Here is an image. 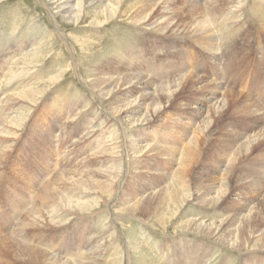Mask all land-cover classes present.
Wrapping results in <instances>:
<instances>
[{
  "label": "rangeland",
  "instance_id": "rangeland-1",
  "mask_svg": "<svg viewBox=\"0 0 264 264\" xmlns=\"http://www.w3.org/2000/svg\"><path fill=\"white\" fill-rule=\"evenodd\" d=\"M49 1L0 0V119L6 118L0 120V243L15 235L65 264H254V257L264 261V251L228 247L229 240L220 238L221 231L213 239L186 228L189 221L197 220L214 227L219 224L226 232L234 221L232 229L247 238L244 245L261 244L254 236L264 232V0H172L178 6L189 2L205 7L210 23L217 21L216 25L230 12L228 16H240L235 24L223 21L224 26L214 30L216 41L208 44L211 51L188 35L166 31L169 37L165 38L154 33L152 26L131 24L128 17L103 29L94 28L90 25L93 12H102V4L95 10L87 8L92 14L75 24L52 10ZM161 2L124 0L123 11L158 5L156 20L162 15ZM239 3L245 5L243 9L232 13L231 7ZM169 20L175 30L188 22L175 16ZM78 41L93 48L84 49ZM118 72L121 76L141 74L155 86L189 73L200 75L250 99L259 115L249 119L231 110L220 115L213 110L198 117L193 100L200 95L189 93L188 88L170 100L163 95L145 100L141 91L127 93L125 82L113 79L111 84L123 89L115 94L121 97L118 104L114 96L105 97L91 85L97 77ZM122 104L136 111L132 116L138 121L136 126L112 111ZM13 116L22 118L21 127L8 122ZM183 148L193 152L188 171L183 169ZM174 150L180 154L175 156ZM180 177L187 178V190L181 192L192 197L182 209L180 204L162 203ZM36 205L43 220L26 231L21 223ZM70 205L76 216L67 224L59 222L61 217L52 220L50 210L55 214ZM136 241L143 248L137 255L131 245ZM12 257L0 255V264H43Z\"/></svg>",
  "mask_w": 264,
  "mask_h": 264
},
{
  "label": "bare ground",
  "instance_id": "bare-ground-1",
  "mask_svg": "<svg viewBox=\"0 0 264 264\" xmlns=\"http://www.w3.org/2000/svg\"><path fill=\"white\" fill-rule=\"evenodd\" d=\"M51 1V7H53L52 10H57V14L58 13H61L63 14L62 17L64 18V20H71L73 23L75 24H78L81 20L84 21L85 18H87L89 15H91L92 13H90L88 9H93L94 10L97 8H99V5H103V11L102 12H96L94 13L93 12V19L91 20L90 22V25L94 28H101L103 29L104 27L106 28L107 25L113 23V22H116L118 21V19H123L124 17H128V21L131 22V24H135L137 25L138 27H141V26H152V31L154 33H161V36L162 37H165L168 36L169 37V34L165 33L166 31L172 32L171 35H174V33L176 34H181V35H188L187 37L189 38H193L195 41V43H198V44H206L207 47H206V50L208 51H211L212 49H209V45H214V42L216 41V39L214 38L215 36V33L216 31H214L216 28H222V26H224V22L223 21H226V22H233L235 24V19H238L240 20V16L237 17L238 15H234V16H228L229 14H226V15H223V19H220L222 20L221 22L222 23H218L217 24V21H215L216 23H210L209 21V13H208V10L203 7V6H200L199 4L197 3H189V2H184L181 5H177L176 2L172 1V0H168V1H165V0H162V7L160 6L161 10H162V15L160 16V18L156 19L155 20V11L157 10V6L158 5H155L154 7H150V8H147L145 9L144 11L143 10H140V7H133L131 8L128 13L126 11H123V6H124V0H50ZM49 1V2H50ZM72 1H74L73 3H71ZM220 1V0H219ZM232 2V0H230ZM240 1V0H239ZM66 2V3H65ZM134 2V1H133ZM142 2V1H141ZM146 2V1H145ZM230 2V3H231ZM245 2V1H244ZM259 2V1H257ZM140 3V2H139ZM160 3V4H161ZM217 3V2H216ZM235 4V3H234ZM258 4V3H257ZM133 5V4H132ZM139 5V4H137ZM186 5V6H184ZM244 5V4H243ZM241 5L240 6V3L238 5H233L231 7L234 8V10L232 11V13L234 12L235 14V11L236 10H240V8L243 6ZM142 6V4H141ZM245 6V5H244ZM225 7V6H224ZM257 7V6H256ZM259 7V6H258ZM261 7V6H260ZM125 8V7H124ZM255 8V6H254ZM211 9V7H210ZM209 9V10H210ZM213 9L215 10H219V8L217 6H214L213 5ZM243 9V7H242ZM207 10V11H206ZM214 10V11H215ZM260 10V9H259ZM101 11V10H100ZM220 12V11H219ZM238 12V11H237ZM254 12V11H253ZM252 12V13H253ZM55 13V14H56ZM77 13V14H76ZM90 13V14H89ZM256 13V12H255ZM258 13V11H257ZM237 14V13H236ZM259 14V13H258ZM262 11H261V15H262ZM219 15V14H218ZM260 15V14H259ZM178 18V19H182L184 21H188L187 22V25L186 27H184L182 30H180L179 28L177 30L174 29V23L172 21L169 20V18ZM214 16V15H213ZM256 16V15H255ZM218 17V16H217ZM219 19V20H220ZM263 19V18H262ZM237 20V21H238ZM244 20V19H243ZM246 20V19H245ZM244 20V21H245ZM262 21V20H261ZM264 21V19H263ZM262 21V22H263ZM67 22V21H66ZM242 22V21H241ZM81 23V22H80ZM257 23V21H256ZM227 24V23H226ZM238 24V23H237ZM246 24V23H245ZM258 24V23H257ZM260 24V23H259ZM216 25V26H215ZM230 25V23H229ZM249 25V24H248ZM255 25V23H254ZM232 26V25H231ZM235 26V25H234ZM241 26V25H240ZM244 26V25H243ZM257 26V25H256ZM249 27V26H248ZM259 27V26H257ZM233 28V27H232ZM260 28V27H259ZM261 31L264 33V25L261 24ZM244 29V28H243ZM219 31V30H218ZM217 31V32H218ZM231 31V30H230ZM233 31V30H232ZM220 32V31H219ZM218 32V33H219ZM238 32V31H237ZM242 32H240L241 34ZM257 32H255L254 34H256ZM262 33V34H263ZM239 34V35H240ZM252 34V33H251ZM259 34V33H258ZM257 34V36H258ZM237 35V34H236ZM226 36V35H225ZM254 36V35H253ZM257 36H254V38H256ZM260 36V35H259ZM263 36V35H262ZM227 37V36H226ZM166 38V37H165ZM260 38V37H259ZM226 39V38H225ZM235 39V38H234ZM243 39V38H241ZM245 39V38H244ZM230 40V39H229ZM248 40V39H247ZM251 40V39H250ZM249 40V41H250ZM233 41H236V40H233ZM78 44L81 45L82 48L84 49H91L93 48V44H89V43H86L85 41H78ZM209 44V45H208ZM230 44V42H229ZM234 44V43H233ZM234 46V45H233ZM213 47V46H212ZM217 47V46H216ZM215 47V48H216ZM242 47V46H241ZM214 48V49H215ZM225 49V48H224ZM214 51V50H213ZM193 52V51H192ZM93 54V53H92ZM188 55V54H187ZM213 55V54H212ZM17 56V55H16ZM93 56V55H92ZM101 56V54H100ZM99 56V57H100ZM91 57V56H90ZM191 57V56H190ZM11 59V58H10ZM244 59V58H243ZM32 60V59H31ZM99 60V59H98ZM102 60V59H100ZM214 60V59H213ZM20 61V60H19ZM30 61V60H29ZM208 61V60H207ZM246 61V60H245ZM97 62V61H96ZM101 62V61H99ZM105 62V61H104ZM23 63V62H22ZM25 63H28L27 61ZM24 63V64H25ZM31 63V62H30ZM95 63V62H94ZM88 63H86L87 65ZM91 64V63H90ZM18 65V64H17ZM16 65V66H17ZM31 65V64H30ZM89 65V64H88ZM96 65V64H94ZM104 65V64H102ZM203 65V63H202ZM100 66V65H99ZM97 66L96 69L99 67ZM182 66V65H181ZM95 68V67H94ZM93 68V69H94ZM21 69V68H19ZM24 69V68H23ZM27 69V68H26ZM93 69L91 71H93ZM99 69V68H98ZM98 69L95 70L98 72ZM90 70V69H89ZM100 70V69H99ZM191 70V69H189ZM224 70V69H223ZM87 71V70H85ZM91 71L88 73L90 74ZM107 71V70H106ZM112 71V70H111ZM111 71H108L109 73ZM186 71V70H185ZM9 72V71H8ZM28 72V71H27ZM115 72V71H114ZM129 72V70H128ZM131 72V71H130ZM138 72V71H137ZM10 73H13L11 74L14 77H16V72L14 70V68H12L10 70ZM23 73V71H22ZM87 73V74H88ZM94 73V72H93ZM120 72L118 73H114V75L112 74V76L110 75L108 78H105V77H97L96 80L92 81L91 80V85H93L94 87L97 88V90H99L103 96L105 97H112L114 96V99L116 100V103H120L121 101V97L115 94H117V92H120L122 91L123 89L122 88H119V86H117V84H111V82H113V79L114 80H119V81H123L125 82V86L127 85L128 87H126L125 90H127V93H131V92H134V90H139L142 92L141 94V98L142 99H151V97H165L167 98L168 100H170L171 98L175 97V95H177L178 93H180L183 89L185 88H188V92L190 93L191 92H194V94L196 93L197 95H200L199 97L197 96L196 99L194 98L193 100V104L194 105H197L196 109L193 108L194 112L196 111V115L198 117H200L201 115H203L205 112L207 111H215V113L217 114H221L223 113L224 111H229L231 110L232 112H234V114L236 115H241L242 117H247V118H251V117H255L258 116V106H256L255 103H252V102H249L250 99H242L241 97V93H236L234 92L233 90L231 89H225L224 86H221L220 84H218L217 82H214V81H211L205 77H202L200 75H196V74H193V73H189L188 75L184 76V77H181L180 79H176V80H172V81H169L167 82L166 84H162L161 86H155L152 79L146 77V76H143L141 74H130V75H123L121 76L119 74ZM135 73V72H134ZM225 73V72H224ZM5 74V73H4ZM20 74V73H19ZM24 74V73H23ZM86 74V75H87ZM116 74H118V76L116 77ZM21 75V74H20ZM95 75V74H94ZM105 75V74H104ZM182 75V74H181ZM23 76V75H21ZM13 78H9V82L13 80ZM89 80V79H88ZM57 82V81H56ZM89 83V82H88ZM10 84V83H9ZM54 85V84H53ZM90 85V84H89ZM49 87V86H48ZM119 88V89H118ZM117 89V90H116ZM35 90V89H34ZM96 90V89H94ZM26 91V90H25ZM29 91V90H27ZM40 91V90H39ZM38 91V92H39ZM187 92V91H186ZM220 92V94L218 93ZM24 93V92H23ZM32 93V92H31ZM18 94V93H17ZM192 94V93H191ZM264 94V93H263ZM24 95V94H23ZM34 95V94H33ZM37 95V94H36ZM101 95V94H100ZM26 96V95H25ZM21 97V96H20ZM33 97V96H32ZM18 98V97H17ZM36 98V97H35ZM187 98V97H186ZM244 98V97H243ZM24 101V100H22ZM33 101V100H32ZM31 101V102H32ZM63 102V101H62ZM109 102V101H107ZM203 102V104H202ZM204 102H208L209 105L207 106L206 109L202 108L203 105H204ZM17 103V102H16ZM26 103V101H25ZM105 103V101H104ZM21 104V103H20ZM22 105L23 102H22ZM80 105V104H79ZM109 105V103H108ZM113 105V104H112ZM111 105V107H112ZM116 106V105H115ZM113 106V108L115 107ZM129 105H119V107L117 108H114L112 109V111H114L115 115L117 117L121 116L123 117V119H127L128 118V121L126 122H130V124L132 126H136L137 122L138 121H134L132 116L134 114V109L132 108H129L127 107ZM31 107V106H30ZM140 107V106H139ZM190 108V107H189ZM82 109V108H81ZM139 108L137 107V110ZM207 109H210V110H207ZM79 111V110H78ZM1 113V112H0ZM2 114V113H1ZM70 114V113H69ZM23 115V114H22ZM69 117V116H68ZM70 118V117H69ZM260 119L261 116H259ZM4 120H6V118H3ZM3 119H0V120H3ZM74 119V118H73ZM3 120V121H4ZM22 118L21 117H11V118H8V122H12L14 125L16 124L15 128H19L21 127V125H19L21 122ZM74 121V120H73ZM2 122V121H1ZM7 123V122H6ZM5 123V124H6ZM9 123V124H10ZM11 123V124H12ZM146 123V122H144ZM12 124V125H13ZM92 124V123H91ZM129 125V124H128ZM4 127V125H3ZM6 132H7V129H5ZM16 130V129H15ZM132 130V129H130ZM9 131V130H8ZM92 132V131H91ZM8 134V133H7ZM15 135V134H14ZM17 136V135H16ZM15 136V138H16ZM90 136V134H89ZM249 137V136H247ZM253 137V135H252ZM1 138V137H0ZM9 138V137H8ZM13 138V137H12ZM254 138V137H253ZM257 138V137H255ZM110 139V138H109ZM108 140V138H107ZM130 140V139H129ZM111 141V140H110ZM114 141V140H113ZM243 142V141H242ZM252 142V141H251ZM112 143V142H111ZM190 143H194L192 141L189 142ZM149 144V143H148ZM151 144V143H150ZM188 144V145H189ZM152 145V144H151ZM150 145V146H151ZM102 146V145H101ZM108 146V145H107ZM133 146V145H132ZM160 146V145H159ZM251 146V145H250ZM7 147H9L8 145H4V148L6 149ZM105 147V146H103ZM128 147V146H127ZM135 147V145H134ZM13 148V147H12ZM130 148V146H129ZM133 148V147H132ZM155 149L157 147H154ZM160 148V147H159ZM3 149V148H2ZM4 149V150H5ZM136 149V147L134 148ZM153 149V148H152ZM169 149V148H168ZM167 149V150H168ZM185 148L181 149L180 151L183 152L182 150H184ZM104 150V149H103ZM133 150V149H132ZM140 150V149H139ZM101 151V150H100ZM159 151V150H158ZM173 151V150H172ZM174 151H177V150H174ZM119 152V151H118ZM140 152V151H139ZM143 152V151H142ZM150 152V151H149ZM148 152V153H149ZM165 152V151H164ZM169 152H171L169 150ZM11 153V151H10ZM109 153V152H108ZM192 151H191V148L189 149H185L184 151V154H183V157L182 158H185V162L183 163L184 164V170H187V166L191 164V161L193 160V155H192ZM3 154V153H2ZM136 154V153H135ZM142 154V153H141ZM174 154V153H173ZM180 152L177 151L176 155H179ZM4 155V154H3ZM9 155V154H8ZM99 155V154H98ZM5 157V156H4ZM111 157V156H110ZM137 157H139L137 155ZM3 158V157H2ZM136 158V157H135ZM181 157H179L180 159ZM178 159V158H177ZM6 160V159H5ZM176 161V160H175ZM179 161L183 162L182 159H180ZM231 162V161H230ZM236 162V161H235ZM239 162V161H238ZM106 163V162H105ZM196 163V162H195ZM233 163V162H232ZM4 164V163H3ZM182 164V163H181ZM230 164V163H229ZM114 165V164H113ZM231 165V164H230ZM112 166V165H110ZM182 166V165H181ZM180 166V167H181ZM114 168V167H113ZM226 168V167H225ZM224 168V169H225ZM229 168V167H228ZM104 169V168H103ZM110 169V168H109ZM108 169V171L110 172V170ZM118 169V167H117ZM116 169V170H117ZM112 170H115V169H112ZM115 170V171H116ZM105 171V170H104ZM107 171V170H106ZM188 171V170H187ZM113 172V171H112ZM100 173V172H99ZM104 173V172H103ZM111 173V172H110ZM108 173V174H110ZM116 173H118L116 171ZM183 173L185 174V171H183ZM224 173V172H223ZM67 174V173H66ZM87 174V173H86ZM115 175V173H113ZM178 174V173H177ZM180 174V173H179ZM225 174V173H224ZM228 174V173H227ZM75 175V174H74ZM106 175V174H105ZM104 175V176H105ZM183 175V174H182ZM190 175V174H189ZM226 175V174H225ZM224 175V176H225ZM111 176V174H110ZM113 176V175H112ZM178 176V175H177ZM76 177V176H75ZM119 177V176H118ZM234 177V176H233ZM109 178V177H108ZM116 178V177H115ZM114 178V179H115ZM182 179V180H181ZM187 179V178H186ZM186 179H184L183 177H180V180H178V183L176 184V182H174L176 185L173 187V188H169V191L167 193H165L164 195V199H162V203H165V205L168 204V206H175V204H180L179 207H181V209L184 207V204L186 202H189L191 201L192 197L191 196H187V195H184L181 190L183 189L184 191H186L187 189V185H185L186 183ZM230 179V178H229ZM69 180V179H68ZM73 179L70 180V183H72ZM75 180V179H74ZM80 180V179H79ZM81 180H82V177H81ZM85 180V179H84ZM89 181V179H86ZM240 180V179H239ZM56 181V180H55ZM226 181V179H225ZM67 182V180H66ZM77 182V181H76ZM228 182V180H227ZM57 183V182H56ZM78 183V182H77ZM80 183V181H79ZM83 183V181H82ZM100 183V182H99ZM224 183L221 182V184ZM252 183V182H251ZM86 184V183H84ZM83 184V185H84ZM101 184V183H100ZM103 184V183H102ZM55 185V184H53ZM77 185V184H76ZM225 185L226 187V184H223ZM65 186V185H64ZM63 186V187H64ZM67 186V185H66ZM103 186V185H102ZM247 186V185H246ZM41 187V186H40ZM54 187V186H53ZM77 187V186H76ZM169 187V186H168ZM48 188V187H47ZM73 188V187H72ZM107 188V186H106ZM50 189V188H49ZM56 189V192H57V189L58 187L55 188ZM54 189V190H55ZM63 189V188H62ZM64 189H66V187H64ZM71 189V187H70ZM76 189V188H75ZM113 188H111L112 190ZM224 189V188H223ZM52 190V191H54ZM78 189H76L75 192H77ZM104 190V189H103ZM107 190V189H106ZM105 190V191H106ZM109 191V195L112 197V191ZM51 191V190H50ZM51 191V192H52ZM80 191V190H79ZM64 192V190H63ZM61 192V193H63ZM74 193V191H71ZM227 192V191H226ZM54 193V192H52ZM68 193V192H67ZM83 193V192H82ZM85 193V192H84ZM84 193L82 195H84ZM60 194V193H59ZM86 194V193H85ZM44 195V194H43ZM48 195H50V193H48ZM55 195V194H53ZM52 195V196H53ZM65 195V194H64ZM108 195V194H107ZM219 195V194H218ZM61 196V195H60ZM124 196V195H123ZM162 196V195H161ZM220 196V195H219ZM54 197V196H53ZM52 197V198H53ZM62 197V196H61ZM110 197V198H111ZM160 197V196H159ZM47 196L44 195L42 196V199L43 200H46ZM64 198V197H63ZM63 198L61 200H63ZM109 198V199H110ZM218 198V197H217ZM220 198V197H219ZM224 198V197H223ZM48 199H49V196H48ZM188 199V200H187ZM191 199V200H190ZM31 200V199H30ZM50 200V199H49ZM56 200V199H54ZM29 201V200H28ZM53 201V200H52ZM60 201V200H59ZM65 201V200H63ZM62 201V202H63ZM213 201V200H212ZM219 201V200H218ZM222 201V200H221ZM27 202V201H26ZM57 202V200H56ZM78 202V201H77ZM216 202V201H215ZM220 202V201H219ZM51 204V202H49ZM65 203V202H64ZM67 203V202H66ZM70 204V201L68 202ZM74 203V202H73ZM76 203V202H75ZM83 203V202H82ZM80 203V204H82ZM85 203V202H84ZM160 203V202H158ZM30 204V202H29ZM36 204V203H35ZM78 203H76L77 205ZM209 204V203H208ZM213 204H214V201H213ZM217 204V203H216ZM221 204V203H219ZM68 204H66L67 206ZM73 205V204H72ZM75 205V206H76ZM85 205V204H84ZM177 205V206H178ZM57 206V205H56ZM65 206V204H64ZM93 206H95L93 204ZM92 206V207H93ZM197 206V205H196ZM43 207V206H42ZM69 208H67L66 210H58L55 212V214H53L52 210L49 211V213H51L52 215H50L51 218H53L52 220H54V218L56 217H61V220L59 219V222L61 224H67L66 222H68L70 219H72V217H75L76 216V213H74V208L70 206H68ZM77 207V206H76ZM78 207L80 208V206L78 205ZM132 207V205H131ZM130 207V208H131ZM161 207V206H160ZM219 207V206H218ZM37 205L35 207H32L31 209H29L27 215L25 216L26 217V220L23 221L21 223L22 225V228L24 227V229L26 230V228H29V229H32V227L35 225H37L39 223V221L42 219V215L40 213V209H37ZM129 208V209H130ZM213 208V207H212ZM50 209V208H49ZM58 209V207H57ZM86 209V208H84ZM77 210V209H76ZM79 210V209H78ZM134 209H132V211H134ZM160 210V209H159ZM180 210V209H179ZM80 211V210H79ZM78 211V212H79ZM92 211V208H90V212ZM130 211V210H129ZM158 211V210H157ZM61 212V213H60ZM83 212V211H82ZM87 212V211H86ZM131 212V211H130ZM156 212V210H155ZM45 213V212H44ZM81 213V212H80ZM92 213V212H91ZM160 213V211H159ZM82 214V213H81ZM157 214V213H156ZM49 215V214H48ZM89 215V214H88ZM262 215V214H261ZM260 215V216H261ZM159 216V215H158ZM44 218V217H43ZM163 218H164V215L162 214L159 218H158V222L161 223L163 221ZM258 218V217H257ZM261 218H264L263 216ZM260 218V219H261ZM25 219V218H24ZM244 219V218H243ZM241 219V220H243ZM43 220V219H42ZM252 220L251 218L249 219V221ZM197 221V220H196ZM193 222L192 220L188 222V226L186 228H189L190 231H192L193 233H198L200 234L201 236H205L207 238H210L211 236H213V239L215 237H218L216 235H218V233L220 234L221 232V237L222 239H227L229 240V246L230 248L232 249H236V250H251V251H264V232L263 234H259L258 236H254V239H259L257 240V242H261V244H255L254 246L253 245H250V243H243V241L245 240L246 236H244V238L241 236L240 233H238L237 231V228L236 229H232L233 225H234V221L232 223H230L229 226H227L225 228L226 232H224V228L221 227V225L217 224L216 227H214V225H206L205 223H202V224H198ZM227 221V220H225ZM229 221V220H228ZM253 221V220H252ZM257 221V220H256ZM48 222V221H47ZM57 223L56 222V226H58V224L60 225V223ZM255 222V221H253ZM52 223V222H51ZM43 224V223H42ZM48 224V223H47ZM54 224V223H53ZM41 225V224H40ZM45 225V223H44ZM224 225V224H223ZM257 225V224H256ZM51 226V225H50ZM255 226V225H254ZM39 227V226H38ZM42 227H45V226H42ZM52 227V226H51ZM50 227V228H51ZM162 227V226H161ZM264 227V226H263ZM20 228V227H19ZM40 228V227H39ZM48 228V227H47ZM56 228V227H55ZM242 228V227H241ZM28 229V230H29ZM255 229V228H254ZM43 230V229H42ZM261 230V229H260ZM27 231V230H26ZM196 231V232H195ZM221 231V232H220ZM242 231V230H241ZM263 231V230H262ZM257 232V231H256ZM13 234V233H12ZM17 234V233H16ZM22 234V233H21ZM197 234V236H198ZM244 234V233H243ZM252 234V233H251ZM11 235V234H10ZM173 235V234H172ZM215 235V237H214ZM250 235V234H249ZM110 237V236H109ZM113 237V236H112ZM253 238V237H252ZM27 239V238H26ZM108 239V238H107ZM247 239V238H246ZM24 240V239H23ZM26 241V240H25ZM28 241V240H27ZM226 241V240H225ZM224 241V242H225ZM246 241V240H245ZM248 241V240H247ZM139 242V241H138ZM46 243V242H45ZM134 243V244H133ZM131 245H132V249L134 251V254L137 255V251L140 252V250L142 251L143 248L140 244L136 242H133ZM129 244H130V241H129ZM34 245V244H33ZM41 245V244H40ZM35 246H39V245H35ZM98 246V244H97ZM251 246V247H250ZM44 247V246H43ZM63 248V247H62ZM251 248V249H249ZM44 249V248H43ZM42 250V249H41ZM40 249L38 248H35L34 246H30L28 245V242L25 243L23 241H20L19 239H17L15 237V235H11L9 237H7L5 240H3L1 243H0V255L2 254H5L7 253L8 255H13L14 257H12L13 259H15L16 261H19V262H36V263H43V264H65L64 261H62V263H59L57 261V259L55 258H51L49 257L47 254H45L43 251H41ZM93 250V249H92ZM79 253V252H78ZM77 254V253H76ZM108 254V253H107ZM93 255V254H92ZM73 256V255H72ZM76 256V255H75ZM6 257V256H4ZM110 257V256H109ZM93 258V257H92ZM103 258V257H101ZM5 259V258H4ZM128 259V258H127ZM97 260V259H96ZM104 260V259H103ZM129 260V259H128ZM140 260V259H139ZM98 261V260H97ZM85 262V261H84ZM90 262V261H89ZM96 262V261H95ZM94 262V264H95ZM103 262V261H101ZM143 262V261H142ZM251 261L247 262L246 264H250ZM254 262V264H264V261L261 259L258 260L256 257H254V259L252 260V263ZM1 263V262H0ZM68 263V262H67ZM66 263V264H67ZM71 263V262H70ZM99 263V262H98ZM135 263V262H134ZM81 264V263H80ZM97 264V263H96ZM105 264V263H104ZM142 264V263H141Z\"/></svg>",
  "mask_w": 264,
  "mask_h": 264
}]
</instances>
